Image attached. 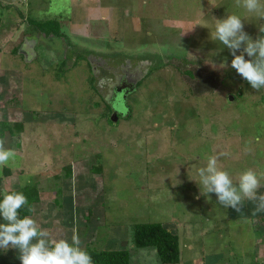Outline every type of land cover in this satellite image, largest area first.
<instances>
[{
  "label": "rangeland",
  "instance_id": "obj_1",
  "mask_svg": "<svg viewBox=\"0 0 264 264\" xmlns=\"http://www.w3.org/2000/svg\"><path fill=\"white\" fill-rule=\"evenodd\" d=\"M25 2L0 0V140L17 153L0 168V192L30 181L40 196L33 216L53 238L77 233L84 248L129 250L133 264H163L153 247L133 244L144 222L179 235L178 264H264L256 202L224 208L196 180L224 152L218 166L234 180L264 173V90L211 38L216 19L242 12L237 0ZM28 18L58 20L66 37L46 38ZM244 26L264 35V20ZM127 66L150 71L114 118L104 95Z\"/></svg>",
  "mask_w": 264,
  "mask_h": 264
},
{
  "label": "clouds",
  "instance_id": "obj_2",
  "mask_svg": "<svg viewBox=\"0 0 264 264\" xmlns=\"http://www.w3.org/2000/svg\"><path fill=\"white\" fill-rule=\"evenodd\" d=\"M237 5L242 12L216 19L211 38L230 50L231 67L253 89L264 90V35L253 39L244 26L246 19L264 20V0H237ZM219 156H209L206 166L198 170L196 180L201 193L205 196L215 193L220 205L238 212L245 199L255 201V211L264 212V194H258L264 173L247 169L234 180L226 169L218 166ZM16 158V151L6 148L0 140V168L11 166ZM25 206L34 212L23 191L0 192V251L18 250L20 264H95L92 254L81 246L77 233L70 240L53 238L33 215L21 216L20 210Z\"/></svg>",
  "mask_w": 264,
  "mask_h": 264
},
{
  "label": "trees",
  "instance_id": "obj_3",
  "mask_svg": "<svg viewBox=\"0 0 264 264\" xmlns=\"http://www.w3.org/2000/svg\"><path fill=\"white\" fill-rule=\"evenodd\" d=\"M28 21L40 35L43 34L46 38L51 36L66 37L65 32L62 30V25L58 20L41 21L36 20L35 18H28ZM78 56L80 59L84 55L80 53ZM63 63H66L65 60L63 61ZM90 63L92 64V61H90ZM149 71L143 76V78L148 76L147 74L149 73ZM186 72L189 73L192 77L195 76L192 70H188ZM143 78H140L137 81V83H139L138 87L141 84ZM92 79L94 80V77ZM6 124L7 123H0V138L4 137L5 135L4 128H6ZM15 126L18 130H21L23 128L22 123H17ZM13 131L14 130L12 129V132ZM8 191H23L27 195L29 204L32 206V208H34V210L36 203L40 201L38 188L30 181H28L24 186L18 189ZM20 214L21 216L33 215L34 212H29L28 206H25L20 210ZM132 241L134 246L137 248H155L163 264H178L181 261L179 235L167 228L161 222H144L135 224L133 227ZM87 250L92 254L95 264H132V256L129 250H98L96 248H87Z\"/></svg>",
  "mask_w": 264,
  "mask_h": 264
},
{
  "label": "flooded vegetation",
  "instance_id": "obj_4",
  "mask_svg": "<svg viewBox=\"0 0 264 264\" xmlns=\"http://www.w3.org/2000/svg\"><path fill=\"white\" fill-rule=\"evenodd\" d=\"M129 61V60H128ZM146 63V62H144ZM132 71V72H130ZM133 71L135 69H131V66L125 67L123 73H117L114 71L113 76L109 79V83L107 86V92L106 95H104V99L107 101V103L110 106V109L112 113L114 114L115 111L118 112V114H123L124 111H120L118 109H123L121 107V104L123 103V96H125V104L127 108H130L127 101H128V94L131 93L133 90H136L138 88L137 81L145 75L141 76V68L139 70V75L137 76L136 74L134 75ZM149 71V70H147ZM146 73V72H145ZM134 75V76H133ZM121 96V97H119Z\"/></svg>",
  "mask_w": 264,
  "mask_h": 264
},
{
  "label": "crops",
  "instance_id": "obj_5",
  "mask_svg": "<svg viewBox=\"0 0 264 264\" xmlns=\"http://www.w3.org/2000/svg\"><path fill=\"white\" fill-rule=\"evenodd\" d=\"M17 1H20V2H23V3H26L25 1L26 0H17ZM11 2H13V1H6L5 3V5H7L8 3H11ZM15 3V2H14ZM17 5V4H16ZM1 16V15H0ZM5 18H7V16L5 17ZM5 18H3L2 16H1V19H2V22H3V19H5ZM6 30V28L5 27H3V23L1 24V27H0V33H2V31H5ZM11 32V30L9 31V33ZM36 32V31H35ZM146 248H151V247H145V249ZM155 249V248H154ZM156 250V249H155ZM157 251V250H156ZM5 252V253H4ZM12 251H9V252H7V251H2L1 252V254L3 255V256H0V264H7V263H10V264H15V262L17 261V259H19V253H17L16 252V249L14 250V252L13 253H11ZM10 253V254H9ZM7 255H12V257H10V258H7ZM220 259V258H219ZM163 263V262H162ZM219 263H221V262H219ZM132 264H133V262H132Z\"/></svg>",
  "mask_w": 264,
  "mask_h": 264
},
{
  "label": "water",
  "instance_id": "obj_6",
  "mask_svg": "<svg viewBox=\"0 0 264 264\" xmlns=\"http://www.w3.org/2000/svg\"><path fill=\"white\" fill-rule=\"evenodd\" d=\"M231 99H233V96H231ZM113 115H114V118H115V117H117V115H118V112H117V111H115Z\"/></svg>",
  "mask_w": 264,
  "mask_h": 264
}]
</instances>
